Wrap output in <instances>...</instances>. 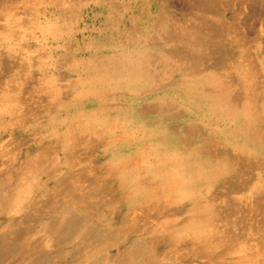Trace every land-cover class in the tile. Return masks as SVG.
Masks as SVG:
<instances>
[{
	"label": "rangeland",
	"instance_id": "1",
	"mask_svg": "<svg viewBox=\"0 0 264 264\" xmlns=\"http://www.w3.org/2000/svg\"><path fill=\"white\" fill-rule=\"evenodd\" d=\"M189 3L186 0H60L57 4L19 2L12 8L0 5V25L10 21L14 27L8 25L6 31L0 28L3 196L9 194L19 178H25L21 193L17 191V199L8 209L3 210L0 204V213H14V218L23 219L14 228L32 226L39 216L36 208L47 209L65 199L74 213L87 217L91 214L90 218L85 217L88 227L106 228L112 224L124 236L130 228L140 225L138 220L129 219L128 212L138 209L143 211L140 220H148L150 214L145 215V210L159 216L162 223L156 220L154 226L162 224L165 228L153 237L145 236L159 238L153 257L166 249H170L168 254L172 259L186 254L179 248L189 238L187 231L181 233V238L177 234L179 227L190 223L187 218L194 213L191 214L190 206L186 207L187 201L181 202L177 197L187 193L177 183V169L165 167L167 161L160 152L147 150L150 137L143 133L129 134L126 116L133 111V104L128 98L134 95L129 92L142 91L135 86L129 91V82L122 79V74L128 67L123 62L128 54L134 60L132 66L143 72L145 78L153 79L159 71L166 72L160 64L161 56L155 54H161L159 44L166 35L174 39L166 41L168 47L174 48L175 40L181 44V27L185 24L176 14L186 13ZM220 5L200 14L217 19L235 14L231 18L233 24L246 22L242 26L244 34L250 36L247 46H255L251 40L260 36L257 46L264 48V0H221ZM12 10L17 13L12 15ZM199 12L196 10L195 15ZM237 28L232 35L233 47L239 46L243 37ZM232 154L223 153L214 168L201 169L200 182L194 184V192L201 191L196 199L201 208L196 214L201 215L202 222H207L214 206L206 198L228 183L232 191L215 201L218 207L231 204L229 198L236 201L243 196L241 201L247 203L246 211L252 209L253 214H248L247 223L242 214L241 225L259 228L264 219V209L257 205L261 203L260 196L264 197V152ZM242 157L254 161H240ZM25 160L40 163L41 169L35 172V168L20 169L22 165L25 167ZM62 177L70 179L67 199L63 198L62 188L54 185L55 178ZM246 186L247 190H241ZM91 190L94 192L91 195L96 197L88 195ZM247 196L252 201H246ZM4 217L0 214V223ZM251 235L264 240L262 233L253 231Z\"/></svg>",
	"mask_w": 264,
	"mask_h": 264
},
{
	"label": "crops",
	"instance_id": "2",
	"mask_svg": "<svg viewBox=\"0 0 264 264\" xmlns=\"http://www.w3.org/2000/svg\"><path fill=\"white\" fill-rule=\"evenodd\" d=\"M196 17L181 27L192 26L180 33L182 45L175 40L168 47L169 35L160 42L162 52L155 55L166 72L135 85L142 92L129 96L133 111L126 116L129 134L150 137L147 150L160 152L165 167L177 169V183L192 191L201 169L214 168L223 153L264 152V48L247 46L245 21ZM236 25L243 37L233 47ZM209 41L216 45L208 47Z\"/></svg>",
	"mask_w": 264,
	"mask_h": 264
},
{
	"label": "bare ground",
	"instance_id": "3",
	"mask_svg": "<svg viewBox=\"0 0 264 264\" xmlns=\"http://www.w3.org/2000/svg\"><path fill=\"white\" fill-rule=\"evenodd\" d=\"M35 1L37 3H44V1H46L47 4H57L60 2V0H0V5L2 7L8 6L12 8V5L15 6L19 2L30 4L32 2L35 3ZM186 1L190 2L188 4L189 10H185L186 13H182L181 11L176 14L178 19L181 18L183 20L181 22L182 25L187 21L192 22L195 18L197 19L198 17L196 16H202L200 13L205 12V10H208L210 7L221 6V0ZM227 6L231 5L228 4ZM196 10L200 11L198 15H195ZM16 13L17 12H14V10L11 12L12 15ZM234 15L235 14L231 17ZM8 25L10 26V21L9 24L7 21L6 25H0V28L6 31ZM10 27L14 28L13 26ZM191 27V25L185 27L183 30L184 32H182H191ZM1 33L3 34V32ZM253 38L254 39L251 41L256 43L255 47H257V38ZM200 42L195 41L194 44L202 46ZM215 45V42L209 41L208 47L211 48ZM205 46L206 45H204V47ZM253 46L252 44L251 47ZM137 60L140 59L137 58ZM137 60L135 62H137ZM133 61L130 54L125 55L123 58L124 64H127L129 69L127 67L124 71L122 79L129 82L128 86L130 89L140 84L145 78L143 72L132 66ZM133 93L137 94V91L133 89L129 92V94ZM154 142L158 141L154 139ZM39 154L40 153L37 155ZM230 154L233 155L232 153ZM234 159L238 160L239 158L234 157ZM248 160L254 161L250 157H242L240 161ZM25 161V167L22 165L19 167L20 169L27 170L35 168L33 172L41 169L40 163H33L29 160ZM208 172H210V170ZM10 178H13L11 174ZM24 180L25 178H19V181L15 183L12 190H9V194L6 197L3 196L0 185V204L3 210L5 208L8 209L11 202L17 199L15 196L17 191L21 193L23 189L21 184ZM69 181L70 179L66 177L55 178L54 185L56 186L57 184L62 188L63 198L66 199L70 198V194L67 193L69 191ZM227 184L215 189V191L206 198L213 203L211 206H214V213L207 222H202L203 219L201 215L196 214L197 209L201 208L199 200H196L197 197H200L201 191H199V189L195 190V192H189V190H191L189 188L186 190L184 189L182 192L187 194L177 197L181 202L187 201V203H185L186 207L190 206L191 214L194 213L193 215L190 214L191 216L187 218V222H190L189 224H183L179 227V233L177 234L178 238H181L183 235L181 233L184 231H187L186 236H189L187 241L179 248V250H185L186 254H181L179 259H172L169 256L168 253L170 249H166L164 253L156 255L155 257L152 255L156 240L160 242L159 238L157 239V236L155 237L156 239L145 236L152 234L153 237L163 229L162 224L154 226L156 220L161 222L158 215L152 216L153 213L144 210L145 215L150 214V217L148 220H140L143 211L138 209L129 211L127 215L129 219L132 222L138 220L140 225L133 226L129 229V232L123 236L120 234L119 229H116L115 225L112 224H110V227L106 228L96 224V227H88V224H86L88 222L85 220V217L90 218L91 214L87 217L86 214L74 213L69 207L68 201L63 199V202L58 201L53 203V205H49L47 209L36 208L39 214V216L36 217V222L32 224V226L27 225L25 228L22 226L14 228V226H19L23 223V219L13 217L14 213L9 215L0 213L6 215V217L2 218V222L0 223V264H5L7 261H9V264H176V262L177 264H264V240H259L251 235L253 231L259 232L262 233L261 236L264 239V219H260V224L262 226L259 228L241 225L243 222L240 218L242 214L245 215L244 218L246 220L243 218L245 223L249 220L248 214H253L252 209H250L249 212L246 211V207L244 206L247 203L243 204L241 201L243 196L236 199V201L229 198L228 202L231 204L227 203L228 205L226 204V206L218 207V203L215 201L220 199L219 197L225 195V193L227 194L232 191L230 186L227 187ZM182 187H184V185H182ZM94 189L96 190V186ZM247 189L248 186L241 190L244 191ZM85 191L87 192V190ZM92 191L93 190L88 192V195L90 197H96L94 194L91 195L94 193ZM250 199H252L251 196H247L245 200L248 202L252 201ZM260 199L261 203H257V205H260V208L264 209V197L260 196ZM181 202L179 203V207L182 206ZM205 202L208 201L206 200ZM250 204L253 205L252 202H250ZM238 206L241 207L238 208ZM182 210L184 213H188L184 208ZM255 215H259V213ZM173 216L174 215H172V218ZM100 221H102V218ZM123 221H128L127 217H125ZM183 221L184 220H181V223H183ZM89 222L91 221L89 220ZM178 222L176 221L175 223L179 225ZM152 224V227L148 226ZM163 230H165V228ZM169 230H171V227L167 229V231ZM52 247L54 248L51 250ZM147 258L149 259L148 261Z\"/></svg>",
	"mask_w": 264,
	"mask_h": 264
}]
</instances>
